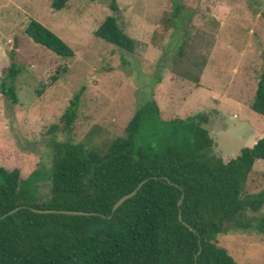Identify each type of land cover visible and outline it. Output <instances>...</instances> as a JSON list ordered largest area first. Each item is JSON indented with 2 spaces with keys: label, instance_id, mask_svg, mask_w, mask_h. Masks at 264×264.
<instances>
[{
  "label": "rangeland",
  "instance_id": "1",
  "mask_svg": "<svg viewBox=\"0 0 264 264\" xmlns=\"http://www.w3.org/2000/svg\"><path fill=\"white\" fill-rule=\"evenodd\" d=\"M53 2L0 0V167L19 169L23 179L40 172L42 199L50 196L53 140L106 149L149 99L165 121L207 115L212 152L225 161L264 136V117L251 110L264 73V0H70L62 10ZM174 2L182 6L178 27L171 21ZM114 15L136 42L133 53L96 36ZM32 20L60 37L74 57L35 43L26 34ZM13 50L22 69L17 103L1 91ZM196 62L204 65L200 84L183 77L199 73ZM82 88L75 125L64 130L61 118ZM54 124L59 129L51 133ZM253 168L245 186L252 195L264 189V160ZM250 215L263 222L264 207ZM217 243L239 264H264V233L255 227L220 234Z\"/></svg>",
  "mask_w": 264,
  "mask_h": 264
},
{
  "label": "trees",
  "instance_id": "2",
  "mask_svg": "<svg viewBox=\"0 0 264 264\" xmlns=\"http://www.w3.org/2000/svg\"><path fill=\"white\" fill-rule=\"evenodd\" d=\"M69 1L54 0L53 6L62 10ZM111 9L117 11L114 3ZM173 9L171 21L178 27L184 22L182 6L174 2ZM26 34L64 59L75 55L35 20ZM95 34L124 51L135 50V40L115 15ZM186 44L187 39L179 45L180 57L187 53ZM10 57L1 91L17 103L22 69L15 62L16 50ZM195 66L199 73L190 71L183 77L200 84L204 65ZM83 92L84 88L64 112V130L72 131ZM251 110L264 117V73ZM207 123L203 113L165 121L157 101L149 99L129 121L124 136L113 139L106 149L53 140L47 199L40 196V172L23 179L19 169L0 167V264H239L217 239L254 227L264 233V221L256 223L250 215L264 207V189L254 195L245 192L256 161L264 160V136L225 161L212 152L215 142ZM58 129L54 124L50 132ZM145 179L139 191L112 213L115 203ZM34 209L93 214H42Z\"/></svg>",
  "mask_w": 264,
  "mask_h": 264
},
{
  "label": "water",
  "instance_id": "3",
  "mask_svg": "<svg viewBox=\"0 0 264 264\" xmlns=\"http://www.w3.org/2000/svg\"><path fill=\"white\" fill-rule=\"evenodd\" d=\"M148 179H145L144 181H142L135 190H133L131 193L124 195L122 198H120L114 205L112 213H114L125 201H127L129 198L133 197L141 188V186L147 181ZM183 202V196L182 199L179 201V205H182ZM19 210V208H16L15 210H13L11 212H17ZM33 211L38 212V213H42V214H50V213H58V214H78V215H88V214H93V213H87V212H78V211H66V210H36L34 209ZM180 219L182 220L181 216Z\"/></svg>",
  "mask_w": 264,
  "mask_h": 264
}]
</instances>
